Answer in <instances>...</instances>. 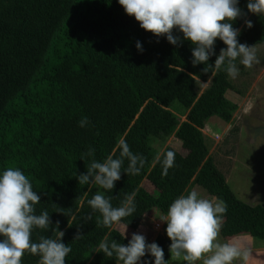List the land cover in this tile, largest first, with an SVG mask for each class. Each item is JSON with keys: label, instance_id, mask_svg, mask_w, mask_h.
Returning a JSON list of instances; mask_svg holds the SVG:
<instances>
[{"label": "trees", "instance_id": "16d2710c", "mask_svg": "<svg viewBox=\"0 0 264 264\" xmlns=\"http://www.w3.org/2000/svg\"><path fill=\"white\" fill-rule=\"evenodd\" d=\"M238 7L243 15L232 22L240 29L238 41L264 44V15L249 12L247 0H238ZM173 35L181 38L178 45L145 31L118 0H0V173L15 167L29 178L41 195L35 214L47 211L52 222L49 229L34 228L32 240L55 238L62 231V242L71 247L65 264L122 263L96 251L105 238L122 244L129 240L115 223L97 225L101 214L87 203L97 192L113 207L132 196L136 210L120 222L140 232L145 215L154 210L166 214L176 197L199 185L227 205L222 236L247 233L264 240V206L236 195L209 154L203 132L212 116L231 121L237 109L226 95L233 89L231 77L222 70L203 72L207 64L193 66L194 45L178 30ZM225 47L217 38L216 55ZM216 55L208 64L214 65ZM209 80L199 93L200 83ZM177 102L184 120L170 109ZM85 116L90 122L80 127ZM170 136L180 140L182 150L168 146L159 153L152 138ZM122 139L145 158L140 173L127 175L125 158L112 190L80 185L77 175L86 173L93 159L119 157ZM89 148L94 156L82 159ZM167 151L175 153V165L162 176L156 157L162 159ZM145 179L158 194L142 185ZM165 229L166 222L152 242L170 264ZM77 232L80 238L73 239ZM38 260L26 252L22 264ZM144 261L154 264V257L146 253L138 264Z\"/></svg>", "mask_w": 264, "mask_h": 264}, {"label": "clouds", "instance_id": "9594fccd", "mask_svg": "<svg viewBox=\"0 0 264 264\" xmlns=\"http://www.w3.org/2000/svg\"><path fill=\"white\" fill-rule=\"evenodd\" d=\"M118 3L142 29L157 37L166 36L173 45L181 42L173 31L181 32L183 39L194 45L193 66L207 64L208 67L202 69L205 73L222 70L235 79L239 75L237 59L245 68L259 63L254 45L240 43L237 39L240 29L234 28L232 22L243 15L238 0H118ZM247 9L259 16L264 15V0H247ZM246 25L251 28L252 21L247 20ZM217 38L226 45L220 49L219 55L215 53ZM135 46L143 52L139 41ZM213 55L216 59L214 65H210L208 61ZM89 122L85 116L78 125L86 127ZM94 152L89 148L81 158L84 159L85 155L93 157ZM125 158L128 165L123 171L127 175H138L145 158L134 154L122 139L119 141V157L108 155L103 162L93 159L87 172L77 175L78 183L112 190L121 178ZM156 162L162 166V176H166L169 168L175 165V153L167 151L162 154V159L158 155ZM40 200L41 195L33 190L29 178L19 168L7 167L0 173V264H22L26 252L39 256L38 264H65L71 247L62 242V231H56L55 238L40 236L38 242L32 240L34 228L46 230L52 223L47 211L35 214L34 205ZM87 203L93 211L101 214L96 223L104 227L119 223L136 210L132 196H126L121 206L113 207L109 198L97 192ZM226 211L227 205L223 201L203 197L194 189L176 197L166 214L157 216L161 222H166L165 231L171 241L170 260L178 264H234L236 261L249 264L252 254L244 242L219 238ZM87 219L91 220V215ZM80 236L81 233L77 232L73 239ZM96 251L110 258L115 256V260L122 264H138L146 253L154 257V264H169L163 249L156 242L147 243L145 236L139 233H132L127 244L115 239L109 242L105 238Z\"/></svg>", "mask_w": 264, "mask_h": 264}, {"label": "rangeland", "instance_id": "374dc122", "mask_svg": "<svg viewBox=\"0 0 264 264\" xmlns=\"http://www.w3.org/2000/svg\"><path fill=\"white\" fill-rule=\"evenodd\" d=\"M259 63H254L251 68L238 65L239 75L231 78L233 89L227 91L228 99L237 104L231 121L226 122L219 116H212L203 132L209 147V154L215 160L218 168L225 174L236 195L250 203L264 206V44L254 46ZM209 81L199 85V93L208 87ZM183 120L186 116L181 105L177 102L170 108ZM153 147L161 153L166 147L171 146L182 150L180 140L170 136L166 140L152 138ZM142 185L158 194V189L148 180ZM196 190L206 198H216L210 195L203 187L192 185L191 190ZM162 215L154 210L142 219V231H135L122 222L114 226L120 229L131 239L132 233L145 236L146 242L151 243L155 237L163 233V225L157 216ZM220 240H239L244 242L251 250L249 264H264V240L255 238L247 233H240L232 237H224L220 233ZM122 264V263H117ZM170 264H178L171 261ZM234 264H240L239 261Z\"/></svg>", "mask_w": 264, "mask_h": 264}]
</instances>
